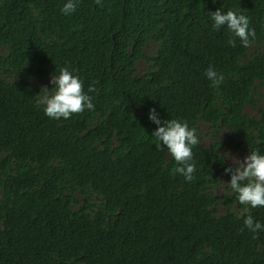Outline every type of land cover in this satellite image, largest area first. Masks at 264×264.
I'll return each mask as SVG.
<instances>
[{"label":"trees","instance_id":"obj_1","mask_svg":"<svg viewBox=\"0 0 264 264\" xmlns=\"http://www.w3.org/2000/svg\"><path fill=\"white\" fill-rule=\"evenodd\" d=\"M64 2L0 0V264H264V231L243 223L264 207L236 199L219 135L264 153V0ZM218 8L248 17L247 46L212 26ZM62 67L94 108L54 120L36 101ZM150 108L196 130L193 181Z\"/></svg>","mask_w":264,"mask_h":264},{"label":"clouds","instance_id":"obj_2","mask_svg":"<svg viewBox=\"0 0 264 264\" xmlns=\"http://www.w3.org/2000/svg\"><path fill=\"white\" fill-rule=\"evenodd\" d=\"M103 2L104 0H96L100 7H103ZM78 3L79 0H65L60 11L64 15H71L77 10ZM210 18L216 30L226 28L231 32L233 39L229 40V44L233 47L236 46L234 38H239L242 46H247L250 38H255V31L249 28V19L244 14L218 8L210 11ZM204 75L214 86H218L224 79L223 74L211 66L206 69ZM50 83L52 87H43V92L36 101L50 119L66 120L73 114L94 108L92 98L83 89V81L67 67L56 68L55 73L51 75ZM88 91L94 89L90 86ZM148 119L157 126L151 134L158 142L157 146L167 149L177 162L179 165L176 168L177 173L186 181H193L197 169L192 162V149L199 143L196 130L190 128L186 121L162 119L156 108L149 109ZM224 153L221 161H233L224 168V173L230 176V188L236 194L238 202L251 208L264 207V153L259 149H253L243 160L233 159L229 152ZM243 223L252 233L264 231V223L255 220L251 215L246 216Z\"/></svg>","mask_w":264,"mask_h":264},{"label":"rangeland","instance_id":"obj_3","mask_svg":"<svg viewBox=\"0 0 264 264\" xmlns=\"http://www.w3.org/2000/svg\"><path fill=\"white\" fill-rule=\"evenodd\" d=\"M153 48H154V46L151 45L148 48V50L151 51V49H153ZM138 69L140 72L144 73L147 70V65L145 64V62H140L138 65ZM45 84H50V79H47V81H45ZM246 109L249 113L255 112L254 108L250 105L247 106ZM219 135H220V138L225 141V145H226V151L225 152H229L231 154V156H233V159L236 158L239 160H243V158L246 156V153L243 150L236 148L234 141L230 138L229 132L226 129H221L219 131ZM200 136H201L203 144L205 146H210V144L212 142V136H211L209 126L205 123H201ZM224 155H225V153H224ZM229 162L233 163V161H231V160H229ZM222 187H223V185L219 188V191L222 190Z\"/></svg>","mask_w":264,"mask_h":264}]
</instances>
